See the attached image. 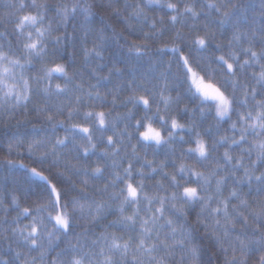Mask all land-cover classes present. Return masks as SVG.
<instances>
[{"label": "snow or ice", "instance_id": "1", "mask_svg": "<svg viewBox=\"0 0 264 264\" xmlns=\"http://www.w3.org/2000/svg\"><path fill=\"white\" fill-rule=\"evenodd\" d=\"M118 4H4L0 123L15 121L25 128L11 136L6 165L27 169L30 179L19 194L9 193L14 218H8L0 197V264H264V0L258 8L238 0H142L125 3L123 12ZM152 11L162 14L149 16ZM110 20L128 29L132 22L143 24L149 32L141 42L129 41ZM217 30L231 32L226 48L217 42ZM163 37L168 39L156 51L173 58L168 71L152 87L129 84L127 110L114 119L111 112L90 107L93 98L104 102L99 83L84 91L79 74H70L69 65L60 62L71 59L69 48L77 45L86 64L103 60L109 41L139 61L150 53L149 41ZM136 72L130 69L133 81ZM182 94L198 102L193 111L202 118L214 113L217 125L229 123L231 134L209 128L202 135L195 124L181 123L172 110ZM61 98L69 102H56ZM137 108L142 115L133 111ZM25 121L33 125L31 131ZM37 123L46 124L51 135ZM57 130L65 134L58 136ZM134 139L145 150L163 145L174 153L176 143L194 147L181 151L170 174L154 162L137 169L133 161L146 160L147 154L140 155ZM98 143L103 146L99 158L112 160L110 174L99 163L89 164ZM21 150L47 169L17 163L11 157H22ZM122 152L127 167L121 174L115 158ZM46 172L55 173L57 182ZM156 175L167 185L149 188L145 180ZM21 195L31 205L22 206Z\"/></svg>", "mask_w": 264, "mask_h": 264}, {"label": "trees", "instance_id": "2", "mask_svg": "<svg viewBox=\"0 0 264 264\" xmlns=\"http://www.w3.org/2000/svg\"><path fill=\"white\" fill-rule=\"evenodd\" d=\"M7 0H0V13L4 11V4ZM59 2V0H49V3L55 4ZM66 3H72L73 0H64ZM142 0H119L118 6L120 7L121 11H125V3L135 5L136 3H140ZM175 2V0H174ZM244 7L248 5H253L256 8L260 5V0H238ZM128 11H131L129 9ZM149 16L158 17L162 13L159 11H152L148 13ZM127 15V12H125ZM167 19V17H165ZM54 19V18H53ZM113 27L116 28L118 32H122L129 41L137 40V42H141L143 39V35L145 32H149L146 25L137 24L132 22V27L130 29L125 28L123 24H121L117 20H110L109 21ZM210 22V21H209ZM203 21L201 22V26L203 25ZM55 26V22H54ZM143 30V31H142ZM187 31V29H184ZM69 32H71V28H69ZM131 33V34H130ZM151 35V33H149ZM218 41L223 44L226 48L229 40L231 39V32H226L223 35H220V31L217 30ZM168 37H163L162 39H157L155 41H149L151 44V51L148 55L144 56L143 59L139 61H135L130 58L129 53L125 47H121L120 44H115L109 41L105 51L103 53V60H92L90 63L85 62L83 55L80 51L79 45L75 47L73 50L69 48V53H74L69 60H60V62L66 63L69 65V72L70 74H79L77 75V83L83 85V90H89L90 85H96L99 83L98 91L100 92V96L103 99V103L93 98L90 101L91 109L95 111H104L106 114L111 112V118H115L117 113L123 114L127 109L123 106V101L126 100L127 96L130 94L128 90V85L133 84H144L148 87H152L160 82L161 73H166L168 71L167 62L172 60L173 58L170 55H161L156 51V49L162 46V41H167ZM92 44V37L89 38L88 46L91 47ZM51 49V45H50ZM221 53H217L219 55ZM100 65V67H97ZM127 65V67H126ZM135 67L137 69L136 72V79L133 81L132 75H130V69ZM116 69H120V72L117 73ZM175 71V68L172 69ZM107 77V79H103ZM59 83H63L62 80L56 81ZM79 94V93H76ZM173 96L176 95L175 92L172 93ZM116 98V105L113 108L112 100L113 97ZM75 97H72V101L74 102ZM58 103H65L67 104L69 101L65 98H61ZM197 103H193L187 96H183L182 94V102L180 103L178 108H174L172 110V114L176 116V118L181 122L189 127L192 124L196 125V131L201 132L204 135L209 128L212 129V132L215 133L217 128L221 130L222 133L231 134L228 130L230 128V124L226 122H222L219 125L216 124L214 119V113L208 114L206 113L205 116L202 118L199 113H194L193 109L196 108ZM131 107V105H129ZM185 107L188 108V111L185 112ZM84 109H82L83 111ZM134 112H137L139 115H142V109H133ZM31 119H35L34 117ZM235 117H233V120ZM83 123L82 121H80ZM27 123V121H25ZM158 126V125H156ZM33 125L31 123H27V130L31 131ZM37 129L41 127L47 130V133L51 135V129L47 127L46 124H39L35 125ZM122 127V126H121ZM25 132V128L23 126L17 128L15 126V121H5L4 123H0V197H3L6 201V207L9 211V219H12L16 216V211L12 209L9 193L16 192L19 194L18 188L23 187L27 188L28 185L25 181L29 180L30 177L28 175L27 169L23 168H16L12 169L6 165V160L9 158L6 156L8 142L11 139L13 134H23ZM56 134L58 136H63L65 133L63 130H57ZM99 135L98 133L96 134ZM111 135V132L108 133ZM115 139V138H114ZM189 137L185 134V140H188ZM207 139V136H205ZM127 144V141H125ZM133 144H136L138 150L140 151V155L143 157L145 152L147 154L146 160H140L139 162L133 161L134 166L139 169L141 166L145 165L146 162H154L156 165L164 164L165 171L168 173H174L175 168L172 167L173 164L179 165L180 163V153L183 150H186L187 147L193 146L181 143H176L172 147L175 148V152L169 150V148L164 147L163 145L159 148H149L147 150L141 148V146L137 143L134 139L132 141ZM22 151V157H11L13 159H17V163L21 161L27 165L29 168L31 167H43L47 169L48 165H40L36 158H29L26 151ZM103 151V146L101 144H97V153L95 156L91 157L89 164L92 167H95L97 163H99L102 167H105L108 173H111V164L112 160L108 159L105 161L100 157V153ZM224 149L221 148L217 155H222ZM128 157L131 158V149H128ZM117 164H122V167L118 169V171L122 174V169L127 167V162L124 161L123 152L121 156L115 158ZM123 161V162H122ZM190 162V161H189ZM146 176H148L149 169L147 167L144 168ZM159 171V169H158ZM45 174H49L46 172ZM49 178L53 181V183L57 182V177L55 173L49 174ZM138 179V177H134ZM74 179H76L74 177ZM13 181L18 182V184H14ZM91 182V181H90ZM157 182H162L167 185L168 181L163 178L162 175H156L155 179H146L145 184L152 188L154 187ZM91 183H99V182H91ZM102 186V185H101ZM247 191V189H245ZM35 199V198H32ZM20 203L22 206H29L32 203V200H26L23 195L20 196ZM198 211V209H197ZM115 217H110V219H114ZM2 219V218H0ZM190 219L194 220V215L190 216ZM23 223L27 224L28 220L24 219ZM106 226V225H105ZM81 229L78 227L77 231ZM66 245L62 244L61 248L65 247ZM2 247V246H0ZM222 264V260H221Z\"/></svg>", "mask_w": 264, "mask_h": 264}]
</instances>
